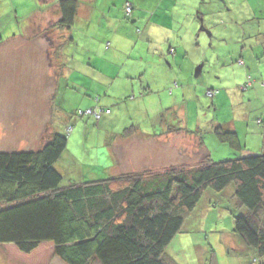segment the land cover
I'll list each match as a JSON object with an SVG mask.
<instances>
[{
	"label": "trees",
	"instance_id": "16d2710c",
	"mask_svg": "<svg viewBox=\"0 0 264 264\" xmlns=\"http://www.w3.org/2000/svg\"><path fill=\"white\" fill-rule=\"evenodd\" d=\"M56 2L61 16L53 28L71 30L79 2ZM253 84L248 80L242 89ZM164 120L161 116L155 123L163 126L156 136L199 138L205 154L198 164L62 186L55 164L66 151L67 136L53 132L35 151L0 152V252L9 264H48L40 256L46 247L52 260L58 257L65 264H177L167 251L173 239L203 197L229 189L242 211L235 217L234 236L264 259V154L242 155L237 133L217 127L219 139L240 154L216 162L199 130ZM126 130L127 137L135 132L134 127Z\"/></svg>",
	"mask_w": 264,
	"mask_h": 264
},
{
	"label": "crops",
	"instance_id": "0c3cea01",
	"mask_svg": "<svg viewBox=\"0 0 264 264\" xmlns=\"http://www.w3.org/2000/svg\"><path fill=\"white\" fill-rule=\"evenodd\" d=\"M38 1V5L43 3L45 6L28 13L19 33L5 41H17L20 45H41L40 53L47 70V85L57 82L60 75L61 79L67 76L68 80H72L71 73L77 79H83L84 82L82 80L75 83L92 97L87 110H109V114L102 115V123L113 120L114 124L132 123L130 128L134 127V134L127 137L125 129L121 134V142H150V152L157 150V154H151V157H170V143L181 134L198 142L197 136L185 133L161 137L155 134L144 136L138 133L139 125L147 120L150 127V110L155 112L154 123H160V117L164 116L171 125L176 120L189 124L188 92H194V97L201 101V93L207 90V96L210 91L215 93L213 97L209 96L212 106H220L219 102L224 101L228 95L232 100L233 112L237 110L236 102H240L243 110L241 121L249 126H261L255 131L248 129L247 132V135L257 133L262 138L261 150H254L243 143L238 135V118L232 123V129L236 131L234 132L238 135L243 151L246 150L245 153L241 152L242 155L264 154V104L257 112L244 109L245 99L251 104L252 96H264V0H77L78 13L72 29L55 31L56 35L62 33L61 40L40 35L60 20L56 0ZM127 3L133 8L130 17L125 12ZM222 9L231 16L221 20L212 17ZM200 16L203 23H200L202 26L199 30L200 25L196 22ZM90 31H95V35L90 34ZM204 31L208 32L210 39L203 35ZM93 38L99 44L95 49L101 50L96 56L89 52L91 48L83 47L82 42ZM59 41L60 45L51 48V52H45V46ZM78 41L84 62L78 63L71 70L69 61L60 59L58 52L61 47L67 49L75 46ZM94 45L95 43L92 44ZM171 49L175 52L171 53ZM186 67L191 69L190 74ZM207 75L215 77L219 82L207 83ZM248 80L254 83L253 87L244 91L242 87ZM88 82L90 87L87 86ZM96 83L98 89H94ZM52 91L53 85L47 92ZM168 91L171 95H166ZM236 91L247 92V95H242L243 100H239L238 94L233 93ZM156 93L160 96H155ZM46 95L52 103L51 94ZM95 97L98 99L93 101ZM128 98H133L132 105H123V101ZM116 106H119L118 111L115 110L116 116L114 114L109 117L112 115L110 107ZM253 113L257 120H254ZM246 138L249 139L247 136ZM119 156L123 157L117 154L116 158ZM4 260L6 259L0 264H6Z\"/></svg>",
	"mask_w": 264,
	"mask_h": 264
},
{
	"label": "rangeland",
	"instance_id": "374dc122",
	"mask_svg": "<svg viewBox=\"0 0 264 264\" xmlns=\"http://www.w3.org/2000/svg\"><path fill=\"white\" fill-rule=\"evenodd\" d=\"M38 3V0H0V152L35 151L41 148L53 132L67 136L66 151L55 164L56 170L63 176L62 186L96 182L157 167L162 169L173 165L194 166L201 161L205 150L199 149L198 142L190 136L178 135L170 143L171 158L163 155L151 157V154H157V150L150 152V142L139 140L130 143L121 142V134L125 129H129L132 123L114 124V120L113 124L110 121L102 123L103 120H97L91 115L86 113L82 115V112H86L87 107L90 106L92 97L90 93H86L76 85L75 82L83 79H77L74 73H71L72 80H68L67 76L61 79L62 75H60L57 82L47 85V70L40 53L41 45L38 43L20 45L17 41H5L13 34L19 33L28 13L45 6L42 5L43 3L39 5ZM228 15L231 16L222 9L216 11L212 17L221 20ZM195 16L197 17V11ZM199 18L196 23L200 25V30L202 26L200 23H203V20L201 16ZM55 31L57 30L50 27L40 35L61 40L62 33L56 35ZM90 34L95 35V31H90ZM203 35L210 39L207 31H204ZM189 36L191 38L190 34ZM95 40L96 38H93L82 42L83 47L91 48L89 52L96 56L101 50L95 49L97 45L99 46ZM184 41H187V37ZM78 43L67 49L61 47L58 52L60 59L69 61L71 70H74L78 63L84 62L81 59L80 43ZM94 43L95 45L92 46ZM57 45H60V41L50 43L44 47L45 52L46 50L51 52V48L54 49ZM173 51L175 52L174 49ZM186 71L190 74L191 69L186 67ZM206 80L209 84L219 82L209 75ZM52 85V93L47 92ZM90 85L88 82L87 86ZM94 89H98L97 83ZM233 93L238 94L239 100H243L242 95H247V92ZM46 94H51L52 103L47 99ZM168 94L171 95L170 91L166 92V95ZM154 95L160 96L159 93ZM187 96L190 98L187 103L189 124L186 121L182 123L176 120L172 126L185 127L189 131L199 130L213 160L216 162L229 160L240 154L239 151L230 148V142H222L215 134L217 127L233 130L232 123L237 118V133L242 142H245L250 149L261 150L260 144L263 145L261 136L251 132L247 135L248 129L255 131L261 126L258 124L249 126L241 121L243 110L240 108V102H236L237 110L233 112L232 100L228 95L224 101L219 102L218 107L212 106V99L207 96V90L201 93V101L194 97V92L189 91ZM261 96V98L252 96L251 104L245 99L244 109L260 111L259 108L264 104L262 103L264 96ZM94 99L93 101H96L98 98ZM132 101L133 98H128L123 101V105L131 104ZM118 107H110L112 115L109 117H113L114 114L116 116L115 110L118 111ZM253 114L254 120H257L255 113ZM164 118V122H167V118ZM230 120L233 121L227 123ZM154 121L155 112L150 110V127L145 120L139 125L138 133L150 136L160 132L163 126H154ZM178 139L180 140L177 142ZM245 152L244 149L243 153ZM117 154L123 157L116 158ZM230 193L231 189L225 194L217 193L218 196L203 197L198 203L194 217H190L182 233L173 239L167 250L177 264H264V259H260L253 248L234 236L235 217L241 215L242 211L235 207ZM46 249L47 247L40 254L44 262L65 264L58 257L52 260L51 255L48 254L50 249L48 251ZM3 259H6L4 260L6 264L9 263L8 258L0 252V263H3Z\"/></svg>",
	"mask_w": 264,
	"mask_h": 264
},
{
	"label": "built area",
	"instance_id": "2783aa9c",
	"mask_svg": "<svg viewBox=\"0 0 264 264\" xmlns=\"http://www.w3.org/2000/svg\"><path fill=\"white\" fill-rule=\"evenodd\" d=\"M132 10H133L132 5L130 3H127L126 6H125V12H126V16L127 17L131 16ZM173 52L174 51L171 50V53H173ZM214 94H215L214 92H211V91L208 92V95L211 96V97H213ZM85 113L88 114V115L93 116L97 120H100L103 114H109L110 111L109 110L104 111V110L89 109L86 112H82V115H84Z\"/></svg>",
	"mask_w": 264,
	"mask_h": 264
}]
</instances>
